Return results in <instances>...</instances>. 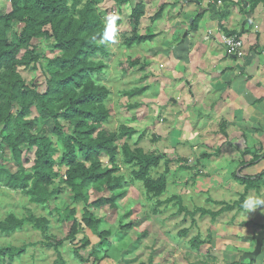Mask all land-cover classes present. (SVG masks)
<instances>
[{
  "label": "trees",
  "instance_id": "obj_1",
  "mask_svg": "<svg viewBox=\"0 0 264 264\" xmlns=\"http://www.w3.org/2000/svg\"><path fill=\"white\" fill-rule=\"evenodd\" d=\"M105 1L113 3L112 10L116 14H120L123 7L131 2L88 0L81 6L80 0H10V12L0 15V144L10 150L17 166V171L12 172L0 165V186L21 191L30 197L32 203L47 206L51 203L55 168L58 165L66 168L65 183L74 193L75 201L86 206L81 223L74 220L75 209L58 211L64 222H74L68 240L74 239L78 229L84 226L99 238L96 246L102 250L110 247L111 243L107 241L110 234L101 230L102 220L91 209L99 210L107 206L117 209L118 200L126 195V180L116 175L120 154L116 142L131 139L137 134L136 129L126 126L117 133L103 129L110 119L106 102L111 92L100 82L107 65L96 58L109 55L108 42L114 38L112 30L122 25V20L110 24L103 19L98 6ZM249 1L252 13L261 0ZM163 10L162 7L156 18L162 16ZM144 16V0H136L129 16L132 32L124 40L126 47L132 48L154 39L153 36H141L138 32ZM202 18L203 13L195 17L192 30L197 29ZM17 26L23 28L16 36ZM51 39L54 40L58 56L45 59L37 43ZM42 61L47 62L45 66L41 64ZM139 64V61H134L132 67ZM21 70L40 71L44 78V89L36 84L29 85ZM144 91L145 88H137L125 91L124 95L134 98ZM130 107L137 108L138 104ZM46 122L53 123V135L63 149L57 159L59 149L52 138L36 132L37 127ZM25 147L34 155L31 170L26 169ZM122 154L127 165L139 168L133 177L144 184L149 199H158L166 193L171 160L165 161L164 173L154 179L150 174L160 167L163 155L146 154L141 149L133 151L127 143L123 144ZM103 157L108 158V166L104 165ZM257 179L259 177L254 180L241 179L247 186L237 203L225 206L218 213L202 208L197 211L203 217L211 215L215 220L223 212L236 207L241 210L246 204L248 191L254 187ZM105 192L111 193V197L97 196L91 201L92 193ZM174 201L181 205L179 197L157 203L162 206ZM185 211L180 206L179 213ZM26 222L42 232H46L49 226L48 221L33 215L28 219H19L12 214L0 221V235L11 236L22 230ZM187 233L188 230L184 231V236ZM62 243L56 245L57 250ZM202 244L199 238L192 240L194 248H200ZM88 245L86 241L85 246ZM48 246L53 247V244L49 243ZM25 252V247H0V264L5 258L21 257ZM76 256L84 260L78 252ZM90 256L97 257L98 253L92 250ZM55 264H64L59 251Z\"/></svg>",
  "mask_w": 264,
  "mask_h": 264
},
{
  "label": "crops",
  "instance_id": "obj_2",
  "mask_svg": "<svg viewBox=\"0 0 264 264\" xmlns=\"http://www.w3.org/2000/svg\"><path fill=\"white\" fill-rule=\"evenodd\" d=\"M135 4L132 0V7ZM144 4L138 32L154 39L132 47L142 54L132 62L139 61L134 67L144 72L142 88L149 109L163 114V125L182 126L177 129L182 140L223 144L208 150L210 168L204 175H209V189L216 198H208L212 207L206 210L218 213L237 203L246 192L247 183L241 179L259 177L241 210L236 207L215 220L209 215L207 243L198 236L200 248H153L149 264H264V244L257 252L256 240L264 232V215L260 221L253 215L256 210L264 213V0L252 13L249 0H144ZM162 7V16L156 18ZM200 13L203 18L192 30ZM222 33L243 40L239 55L227 53ZM208 126L213 127L211 132ZM171 172L170 168L167 190ZM224 196L240 197L229 202Z\"/></svg>",
  "mask_w": 264,
  "mask_h": 264
},
{
  "label": "rangeland",
  "instance_id": "obj_3",
  "mask_svg": "<svg viewBox=\"0 0 264 264\" xmlns=\"http://www.w3.org/2000/svg\"><path fill=\"white\" fill-rule=\"evenodd\" d=\"M80 1L83 6L88 0ZM98 8L107 23L111 24L116 20H122V25L118 29L112 30L114 38L108 42L109 55L106 57L100 55L96 58V60L104 61L107 65L100 82L111 92L106 102L110 119L103 125V129L110 133L119 132L123 126L137 130V134L131 139H119L116 142L120 150L116 175L126 180L124 187L126 195L118 200L117 209H112L109 206L99 210L91 209L95 216L102 220L101 230L110 234L107 241L111 245L104 250L100 249L96 246L99 243V238L84 226L78 229L74 239L68 240L74 222H64L58 211H65L68 208L75 209L74 220L81 223L86 206L75 201L74 193L65 183L66 168L58 165L55 168L56 177L52 186L51 203L47 206L32 203L30 197L21 191H12L0 186V221L6 220L13 214L19 219H28L33 215L49 222L46 232L34 228L30 222H26L22 230L11 236L0 235V247L26 248V252L21 257L5 258L1 264H55L58 251L63 257L64 264H149L151 256L149 251L153 248L161 250V246H168L171 247L170 249L174 248L173 250L176 248L189 250L192 249V240L198 236L205 243L208 241L211 217H203L197 210L199 208L209 210L212 206L208 202V198H216L214 190L209 189V175L206 177L204 171L209 174L210 156L208 150L220 149L223 144L220 147L209 141L182 140L183 136L177 134V129L179 130L182 126L168 123L163 125L161 121L163 114L157 109H149L147 102L149 100L145 94L134 98L124 95L125 91L142 88L145 85L144 72L139 73L140 70L132 67V59L142 54H139L138 50L136 54L132 48L124 45V40L132 32L129 21L132 0L128 6L123 7L120 14H116L112 10L113 3L110 1L102 2ZM10 10V0H0V15L4 16ZM22 28V26L15 28L16 36L22 31ZM37 45L45 59L58 56L53 39L48 42L39 41ZM46 63V61H42L41 64L45 66ZM20 72L29 85L36 84L44 89V78L40 71L21 70ZM135 103L138 104V107L132 109L130 106ZM190 127L196 129V132L198 131V127H193V125ZM53 128L52 122H46L37 127L36 132L52 138L55 146L59 149L57 159L63 153V149L53 135ZM212 129V126L206 127L209 132ZM183 131L181 130V133ZM221 131L223 133V129ZM126 143L133 151L141 149L146 154L165 156L160 167L150 174L154 179H158L164 173L165 161L171 160L169 168H171L172 175L169 188L160 198L149 199L144 184L134 180V172H137L139 168L125 163L122 147ZM23 151L26 169L31 170L34 155L26 147L23 148ZM102 159L104 165L108 166V158L103 157ZM0 165L12 172L17 171L10 150L1 144ZM97 196L109 198L111 193H92L91 201L93 202ZM173 197L181 199L180 206L185 208V212L179 213L180 206L175 201L162 206L157 203L158 201L165 202ZM224 197L223 199H227L226 201L229 202L239 199L235 196ZM190 213L194 216H190ZM253 215L256 218H254L255 221H260L264 213L256 210ZM186 230L188 233L184 236L183 231ZM86 241L89 242L88 246H85ZM60 242L63 243L57 250L56 245ZM49 243H52L53 247H49ZM92 250H96L97 257L90 256ZM76 252L84 260L78 258ZM171 252L174 254V251ZM203 253H205L204 249Z\"/></svg>",
  "mask_w": 264,
  "mask_h": 264
},
{
  "label": "built area",
  "instance_id": "obj_4",
  "mask_svg": "<svg viewBox=\"0 0 264 264\" xmlns=\"http://www.w3.org/2000/svg\"><path fill=\"white\" fill-rule=\"evenodd\" d=\"M217 4L221 5V1H218ZM221 41L230 56L235 57L239 55L244 47V42L240 37L228 35L226 33L221 34Z\"/></svg>",
  "mask_w": 264,
  "mask_h": 264
},
{
  "label": "water",
  "instance_id": "obj_5",
  "mask_svg": "<svg viewBox=\"0 0 264 264\" xmlns=\"http://www.w3.org/2000/svg\"><path fill=\"white\" fill-rule=\"evenodd\" d=\"M256 240L258 242L257 246V252H259L264 244V232L260 233L257 237Z\"/></svg>",
  "mask_w": 264,
  "mask_h": 264
},
{
  "label": "clouds",
  "instance_id": "obj_6",
  "mask_svg": "<svg viewBox=\"0 0 264 264\" xmlns=\"http://www.w3.org/2000/svg\"><path fill=\"white\" fill-rule=\"evenodd\" d=\"M251 206V205H250Z\"/></svg>",
  "mask_w": 264,
  "mask_h": 264
}]
</instances>
